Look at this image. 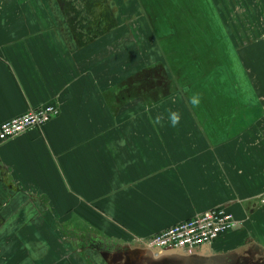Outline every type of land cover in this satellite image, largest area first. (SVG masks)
<instances>
[{
	"label": "crops",
	"instance_id": "1",
	"mask_svg": "<svg viewBox=\"0 0 264 264\" xmlns=\"http://www.w3.org/2000/svg\"><path fill=\"white\" fill-rule=\"evenodd\" d=\"M58 10L57 0H0V125L59 108L0 143V264H264V59L240 78L248 94L233 85V112H179L174 128L169 112L139 102L115 112L124 58L75 40ZM217 207L238 226L199 256L154 260L129 246Z\"/></svg>",
	"mask_w": 264,
	"mask_h": 264
},
{
	"label": "rangeland",
	"instance_id": "2",
	"mask_svg": "<svg viewBox=\"0 0 264 264\" xmlns=\"http://www.w3.org/2000/svg\"><path fill=\"white\" fill-rule=\"evenodd\" d=\"M119 1L111 6L108 0H57L59 23L75 40L79 34L84 44L107 43L124 58L128 69L114 75L121 88L115 112H135L138 102L145 112L171 110L187 118L188 112H233V85L244 86L241 76H253L254 61L264 59V0H128L126 19L117 18L116 8L125 0ZM89 27L93 36L84 38ZM240 89L248 94L245 86ZM193 94L201 98L197 108L188 103ZM134 240L129 246L140 254Z\"/></svg>",
	"mask_w": 264,
	"mask_h": 264
},
{
	"label": "built area",
	"instance_id": "3",
	"mask_svg": "<svg viewBox=\"0 0 264 264\" xmlns=\"http://www.w3.org/2000/svg\"><path fill=\"white\" fill-rule=\"evenodd\" d=\"M59 115L57 105H44L0 125V143L39 129ZM264 204V197L260 200ZM238 222L223 207H217L179 222L147 239H136L135 249L142 256L161 260L181 256H199L222 234L237 228Z\"/></svg>",
	"mask_w": 264,
	"mask_h": 264
},
{
	"label": "clouds",
	"instance_id": "4",
	"mask_svg": "<svg viewBox=\"0 0 264 264\" xmlns=\"http://www.w3.org/2000/svg\"><path fill=\"white\" fill-rule=\"evenodd\" d=\"M188 103L193 107V108H197L199 107L200 103H201V98L199 96V94H193L192 96L189 97L188 99ZM148 109H146L147 111ZM168 121L170 123L171 127H177L180 123L181 120V114L178 111H169L168 113ZM164 120V117L162 115H157L154 119H153V124L154 125H160L162 124V121ZM123 143V142H122Z\"/></svg>",
	"mask_w": 264,
	"mask_h": 264
}]
</instances>
